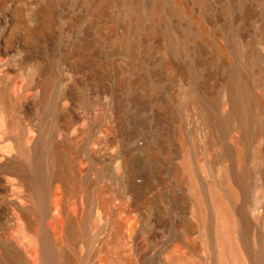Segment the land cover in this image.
I'll list each match as a JSON object with an SVG mask.
<instances>
[{
    "label": "bare ground",
    "instance_id": "bare-ground-1",
    "mask_svg": "<svg viewBox=\"0 0 264 264\" xmlns=\"http://www.w3.org/2000/svg\"><path fill=\"white\" fill-rule=\"evenodd\" d=\"M172 4L183 76L169 67L179 86L157 106L131 88L102 100L103 70L76 60L56 94L49 60L26 96L0 85V264H81L67 248L92 241L81 195L102 211L105 264H264V0Z\"/></svg>",
    "mask_w": 264,
    "mask_h": 264
},
{
    "label": "rangeland",
    "instance_id": "rangeland-1",
    "mask_svg": "<svg viewBox=\"0 0 264 264\" xmlns=\"http://www.w3.org/2000/svg\"><path fill=\"white\" fill-rule=\"evenodd\" d=\"M130 1L135 6L132 16L123 5L128 0H0V85L7 84L10 91L23 86L26 96L29 73L37 64L49 60L47 64L52 66L55 74L56 94L61 85L72 79L73 72L68 63L76 60L103 70L104 87L108 90L101 95L102 100L105 96L112 98L113 94L118 97L131 88L132 92L143 95L150 105L157 106L158 97L178 89L177 77L183 76L182 69L174 62L176 56L169 60V52L166 54L167 16H172L169 15L172 13V0ZM180 1L192 7V0ZM36 26L39 29L32 33L31 29ZM185 28L182 25L171 28V31L180 36L185 33ZM79 33L88 37L89 41L84 46L87 50L85 53H73L74 56L67 60L64 54L69 49L68 43L75 41ZM82 47L83 43H76L77 49ZM169 67L180 74L169 78ZM82 73L79 70L76 78ZM153 79L157 87L150 90L147 82ZM175 97L174 103L178 104L179 95L175 94ZM104 118L103 128L94 130L92 139L106 137L107 118ZM141 122L131 125L134 131L141 130ZM168 143L173 150L174 146L170 141ZM105 173L108 178L112 177L109 165ZM116 203L114 200L112 204ZM80 204L83 213L90 216L87 226L92 241L87 245L79 243L76 247L70 244L67 248L81 264H105L100 250L103 220L99 221V217L102 211L85 195L80 196ZM5 223L4 219L1 224ZM60 243L55 239L56 246ZM157 247L162 248L163 243L159 242Z\"/></svg>",
    "mask_w": 264,
    "mask_h": 264
}]
</instances>
